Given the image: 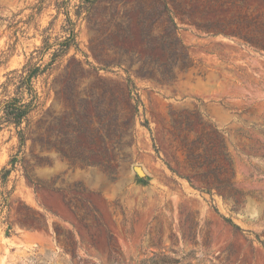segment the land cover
I'll return each mask as SVG.
<instances>
[{
    "label": "rangeland",
    "instance_id": "1",
    "mask_svg": "<svg viewBox=\"0 0 264 264\" xmlns=\"http://www.w3.org/2000/svg\"><path fill=\"white\" fill-rule=\"evenodd\" d=\"M64 1L0 0V102L16 96L12 71L43 68L25 144L0 122V170L18 160L8 205L0 196V264H264V50L229 34L246 12L264 19V0H67L58 12ZM66 11L77 46L54 60L58 46L40 51L67 36ZM212 126L227 157L206 152L218 166L191 172L182 140ZM211 171L232 197L202 189Z\"/></svg>",
    "mask_w": 264,
    "mask_h": 264
},
{
    "label": "trees",
    "instance_id": "2",
    "mask_svg": "<svg viewBox=\"0 0 264 264\" xmlns=\"http://www.w3.org/2000/svg\"><path fill=\"white\" fill-rule=\"evenodd\" d=\"M84 1H86L87 3H92L94 0ZM63 4L66 5L67 0L62 4H58V12H60L62 7H64L61 6ZM41 9L42 8L40 7L38 11H41ZM65 14L67 16L66 21L70 26L65 29L67 36H65L63 40H57L55 43H50V37L44 38L43 47L40 51V54L43 55L49 52L52 48L58 46L59 48L55 50L54 53V60H56L60 56H63L64 54H67L73 46H77V33L75 29V23L73 22L69 11H66ZM204 28L210 30L211 27L204 26ZM225 30V27L223 28L220 25H216L214 28V33L221 34ZM229 34L247 42L248 44L258 49L264 50V40H261V36H264V19H262L259 15L255 16L246 12L244 15L240 16L239 19H234L231 22ZM193 65V61L191 60L189 54H185L182 64H179L177 68H179L181 71L188 72L194 67ZM42 72V65L40 63H34L32 61L25 65L22 70L12 71L9 74L10 77L7 84H13L16 86V96L10 97L0 102V122H2L1 124L14 125V127L18 130V135L22 144L21 146H23L26 141L27 127H23V124L30 121V113L35 109V103L38 99V94L33 86V80ZM122 98L124 100L123 109L125 111V116L133 121L137 113V108L132 104L133 97L132 92L129 88L126 91H122ZM200 121H202L201 118ZM204 141L207 143V145L204 144ZM215 147L218 150L213 151ZM182 150L186 155V168L191 172L196 169H200L203 166H206L209 169L212 165L218 166L217 160H211L208 156H206V152L213 154L214 157H227V155L223 153V150H225L223 135L218 128L213 126L210 128V131L202 128L201 135L198 138L197 142H195V144L194 142H188L187 138H184L182 140ZM17 161L18 160L13 158L9 162L11 168L5 166L0 170V196H2L6 205H8L9 198L14 192L13 190H8L7 186L9 177L13 170L16 168ZM168 167L173 173H177V171L171 165H168ZM213 173L214 172L211 171L210 175L208 176H197L199 183L202 185V189L206 190L209 193H211L213 189H216L225 197H232L234 194H232L233 192L231 191L229 184H220L219 186H217L216 184H209L208 178H211ZM180 176L192 183L189 176ZM27 177L30 182L36 183L32 180V178H30L29 176ZM20 215L22 219L27 223L31 222L33 224H41V220L36 215L31 216L22 212L20 213ZM10 230L11 228H9V231Z\"/></svg>",
    "mask_w": 264,
    "mask_h": 264
},
{
    "label": "water",
    "instance_id": "3",
    "mask_svg": "<svg viewBox=\"0 0 264 264\" xmlns=\"http://www.w3.org/2000/svg\"><path fill=\"white\" fill-rule=\"evenodd\" d=\"M139 174H143V172L141 171V169H137Z\"/></svg>",
    "mask_w": 264,
    "mask_h": 264
}]
</instances>
